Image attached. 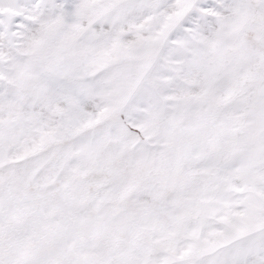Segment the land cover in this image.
Wrapping results in <instances>:
<instances>
[{"label":"snow or ice","instance_id":"snow-or-ice-1","mask_svg":"<svg viewBox=\"0 0 264 264\" xmlns=\"http://www.w3.org/2000/svg\"><path fill=\"white\" fill-rule=\"evenodd\" d=\"M0 264H264V0H0Z\"/></svg>","mask_w":264,"mask_h":264}]
</instances>
